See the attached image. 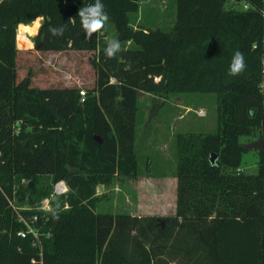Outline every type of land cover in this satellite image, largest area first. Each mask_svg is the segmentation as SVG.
<instances>
[{
    "label": "trees",
    "instance_id": "16d2710c",
    "mask_svg": "<svg viewBox=\"0 0 264 264\" xmlns=\"http://www.w3.org/2000/svg\"><path fill=\"white\" fill-rule=\"evenodd\" d=\"M175 1L166 31L135 26L139 0H102L109 20L91 38L78 11L95 0L0 1V264H264V150L256 174L241 169V139L264 144V0H237L246 10H227L229 0ZM38 19L34 50L96 52L95 86L82 101L77 88L16 83V29ZM50 26L64 27L63 35ZM110 40L121 45L111 58ZM237 51L246 67L231 75ZM140 94L215 99L212 132L175 136V213L162 226L154 217L97 212V185L140 175ZM17 177L64 181L68 193L51 212H18ZM18 215L34 216L40 249L32 234L18 235L27 230Z\"/></svg>",
    "mask_w": 264,
    "mask_h": 264
},
{
    "label": "rangeland",
    "instance_id": "374dc122",
    "mask_svg": "<svg viewBox=\"0 0 264 264\" xmlns=\"http://www.w3.org/2000/svg\"><path fill=\"white\" fill-rule=\"evenodd\" d=\"M246 7L243 2L229 0L225 8L246 10ZM175 14V0H139L138 12L131 16V20L138 27L141 25L143 28H160L168 31L174 24ZM38 20L41 24V19ZM39 27H36L35 21L27 28L16 29V83L29 77L32 88H77L82 101L86 91L95 86L93 60L96 52L36 51L32 38L37 34ZM105 30L108 32L106 33L108 40L112 36L111 28L107 27ZM137 115L136 150L140 175L135 179H114L108 185H97L95 190V197L98 200L97 212L154 217L162 220L175 213V136L177 133L212 132L216 127L215 99L214 96L196 94L168 95L166 98L140 94ZM253 141L256 140L241 139L244 145ZM241 169L245 174H256L258 170L256 150L243 153ZM45 180L47 179L41 178L33 182L17 177L16 197L12 202L14 209L31 214L51 212L59 196L53 194L54 185H51V181L48 183ZM38 186L43 187L42 192H45V196L36 192L41 190L37 189ZM27 218L29 223L34 220V216ZM35 235L33 245L40 249L41 239L37 232Z\"/></svg>",
    "mask_w": 264,
    "mask_h": 264
},
{
    "label": "clouds",
    "instance_id": "9594fccd",
    "mask_svg": "<svg viewBox=\"0 0 264 264\" xmlns=\"http://www.w3.org/2000/svg\"><path fill=\"white\" fill-rule=\"evenodd\" d=\"M78 15L81 20L82 28L86 38H91L93 34L100 32L109 20V16L105 11L102 0H95L91 5L79 9ZM49 32L53 36H62L64 27H49ZM121 50V45L117 40H110L105 48V55L109 58L114 57ZM264 62V60H262ZM246 67L244 56L241 52L234 53L231 64L230 74L238 75L244 71Z\"/></svg>",
    "mask_w": 264,
    "mask_h": 264
},
{
    "label": "built area",
    "instance_id": "2783aa9c",
    "mask_svg": "<svg viewBox=\"0 0 264 264\" xmlns=\"http://www.w3.org/2000/svg\"><path fill=\"white\" fill-rule=\"evenodd\" d=\"M263 60H264V57H263ZM263 73H264V62H263ZM81 94H83V92H81ZM67 193H68V187L64 181H60L54 185V188H53V194L54 195L64 196ZM18 221L24 223L27 227V230L18 233V235L21 238H25L28 234H32L34 237H36L35 229L32 226V222L35 221V218L31 223H29L30 221L28 219H25L23 216L18 215Z\"/></svg>",
    "mask_w": 264,
    "mask_h": 264
},
{
    "label": "water",
    "instance_id": "95a60500",
    "mask_svg": "<svg viewBox=\"0 0 264 264\" xmlns=\"http://www.w3.org/2000/svg\"><path fill=\"white\" fill-rule=\"evenodd\" d=\"M95 140H96V138H95ZM97 142L100 143V141H97ZM243 147L247 151L248 150H256V151L264 150V144H263V142L261 140L253 141L251 143L243 145ZM215 159H216V155L212 153L210 155V158H209L210 162L214 163ZM156 220H157V222H159V224H161V226L163 225V221L162 220H160V219H156Z\"/></svg>",
    "mask_w": 264,
    "mask_h": 264
},
{
    "label": "bare ground",
    "instance_id": "6f19581e",
    "mask_svg": "<svg viewBox=\"0 0 264 264\" xmlns=\"http://www.w3.org/2000/svg\"><path fill=\"white\" fill-rule=\"evenodd\" d=\"M40 26L39 20H36V27Z\"/></svg>",
    "mask_w": 264,
    "mask_h": 264
}]
</instances>
